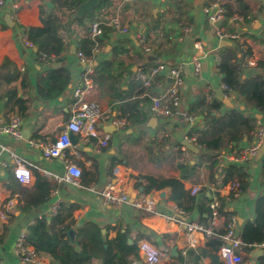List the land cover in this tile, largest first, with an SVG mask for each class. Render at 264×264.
Wrapping results in <instances>:
<instances>
[{
	"label": "crops",
	"instance_id": "0c3cea01",
	"mask_svg": "<svg viewBox=\"0 0 264 264\" xmlns=\"http://www.w3.org/2000/svg\"><path fill=\"white\" fill-rule=\"evenodd\" d=\"M85 1L87 0H83ZM225 1L99 0L93 12L80 17L74 16L77 8L73 12L70 6L59 8L52 0H9L0 9V122L7 123L12 115H19L13 110L9 118L5 116V111L14 106L15 100H26L28 105L24 114L19 115L22 117V137L14 139L0 133V264H26L16 252L17 238L22 232L29 233L37 218L46 217L50 222L55 215L51 214L52 204L57 199L60 200V208L59 220L55 226L64 228L66 238H61L56 247L51 248L41 229H37L39 244L32 245L45 257L48 264H62L55 259L57 256L69 257L62 247V242L66 239L79 252V230L90 223L102 228V233L107 234L109 239L115 238L120 231H128L129 240L131 239L129 242L137 240L135 246L142 240L151 242L167 254L161 264L210 263V257L202 255L204 248L208 253L212 251L206 245L209 236L204 233H188L184 227L130 204L110 205L102 200L99 191L108 181L114 180L112 168L116 164L125 165L131 177L143 180H146L142 177L144 175L180 178L186 193L199 186L200 190L196 195L190 193L195 198V203L193 209L184 210L183 218L186 220L210 225L211 212L208 220L204 210H210L211 196L216 195L219 200L222 197L226 211L231 213L229 221L236 219L237 232L241 236L243 224L256 217L257 200L264 197V153L261 156L258 153L240 164H232L240 166L246 175L245 185L243 188L239 187L238 191L231 189L237 181L227 184L222 182L223 169L231 165L230 155L238 154L239 148L248 145L250 140L245 139L237 146L225 149L213 168L210 167V162L200 161L199 169L193 176L185 178L184 169L179 164L183 160H190L192 164L198 161L195 152L193 154L191 151L190 157H185L180 147L188 138L189 130L205 120V106L214 97L218 98L216 91L223 89L222 78L217 70L219 53L223 51V47L238 44L243 48H250L257 60L264 59V0H241L244 5L241 10L246 18L235 14L223 19L220 27L237 31L243 41L239 38L220 39L216 33L217 26L205 14V8L212 3L219 2L223 5ZM229 1L234 8L239 9L234 0ZM43 9L52 11L64 22L69 12L72 13V18L79 20L72 25L71 30L65 29L61 33L68 46L60 60L44 55L38 45L30 47L24 41L26 27L42 25ZM234 16H241L243 20H234ZM96 19L103 20L105 26L104 35L99 40L100 50L94 60V89L91 98L115 117L126 118L127 124L123 128H117L103 120L100 137L106 132L110 134L107 146H102L97 138L86 139L74 134L65 157L46 159L40 145L53 141L71 115L75 101L73 91L82 80L83 64L77 57V48L84 46L85 41L93 40L89 30ZM115 19L127 26L128 32L113 28L110 23ZM145 45L150 51L145 50ZM72 47L75 52H72ZM91 51L93 52V48ZM195 59L201 62V71L197 75L194 73ZM158 62H163L168 67H183L185 84L181 88L182 108L197 116L195 123H189L180 115L175 118L165 117L152 109L153 96L165 85L162 75L155 78L150 88L141 87L134 77L139 69ZM59 66L68 69L71 78L65 90L55 94L58 90L51 89L46 72ZM251 69L247 67L246 73L250 74ZM223 91L224 98L230 102L228 104L223 101V110L237 105L235 99L228 97L224 89ZM241 106L243 107L242 104ZM127 108H133L140 115L138 122L131 123L123 114ZM153 119L155 120L152 121ZM259 122L264 125V118ZM108 127L113 129L110 131ZM1 145L6 146L9 151H2ZM16 157L24 159L27 167L32 169L31 176L25 182L15 174ZM131 158L133 162H130ZM68 162L78 165L82 170L77 184L54 179L40 170L45 169L53 175L63 177L67 172ZM36 171L55 183L57 188L39 210L21 211L17 204V189L12 192L10 184L18 180L32 188ZM92 176L97 178L95 183L89 182ZM144 184L138 182L135 187L144 189ZM170 190V187H166L158 191L152 190L149 194L157 198L156 208L159 212L172 215L181 208L170 199ZM233 193L235 195L232 198ZM9 201H14V206L7 218H2ZM72 228L75 230L73 240L67 234ZM225 228L226 218L221 215L214 230L219 234ZM140 236L146 238H139ZM83 239L89 241L88 237ZM260 247L259 245L255 249ZM255 249L245 250L243 258L248 259L244 264H264V256L253 259ZM217 254L223 260L219 250ZM135 258L138 255L133 256L131 261ZM73 264H101V261L98 258H87Z\"/></svg>",
	"mask_w": 264,
	"mask_h": 264
},
{
	"label": "trees",
	"instance_id": "16d2710c",
	"mask_svg": "<svg viewBox=\"0 0 264 264\" xmlns=\"http://www.w3.org/2000/svg\"><path fill=\"white\" fill-rule=\"evenodd\" d=\"M239 9L234 8V5L226 0L223 3L225 8V18L232 15H241L246 18L243 13V4L241 0H234ZM57 7H71L72 12L78 8L83 0H52ZM71 12L66 15V21H61L52 11L48 12L43 9L41 19L42 25L28 26L25 28V37L28 41L40 47L41 52L49 57H54L60 60L62 55L67 51V41L62 37L61 33L65 29L71 30L72 25L79 21L71 17ZM90 35V30H89ZM90 37V36H89ZM91 38V37H90ZM92 40V38H91ZM93 40L85 41L84 46L77 48V51H83L86 55L92 54ZM223 51L219 53V62L217 70L222 78V82L226 85L225 92L228 97L234 98L237 105L228 107L223 110V100L214 97L208 105L205 106V120L193 126L187 137L199 147V152L193 154L197 157V163L192 164L190 160L180 161V166L184 169L183 176L190 177L198 171L201 162H210V167L213 168L217 164L218 156L227 148L237 146L245 139L250 140L255 136L259 128V120L264 118V59L259 58L256 66L252 67L251 73H246L247 57L252 55L250 48H243L238 44L235 46H225ZM50 81L51 89L58 90L62 93L67 87L71 74L64 67L51 68L46 72ZM53 96V95H52ZM2 95H0V100ZM26 100L17 99L14 101V106H10L5 111L6 118H9L11 111L15 110L17 114L23 115L28 108ZM243 105V107L241 106ZM16 105V107H15ZM131 123L138 122V115L133 108H127L124 113ZM257 114H261V118H257ZM122 162V161H121ZM264 165V163H263ZM222 182L224 184L230 181H237L241 188L245 185V172L240 166L229 165L224 169ZM264 173V167H263ZM35 183L32 188L23 185L16 180L10 184V189L17 191V204L21 211L39 210L43 204L50 200L52 191L57 188L55 183H52L47 177L40 172H35ZM147 183L144 184V191L150 193L152 190H162L170 187V199L182 210H191L194 207L195 198L188 192H184V183L180 178L170 177H155L152 175L142 176ZM183 177V178H184ZM11 178V176H10ZM97 178L92 176L89 182L95 183ZM83 182L84 179H83ZM87 183V182H85ZM84 184V183H83ZM234 193L231 195L234 197ZM221 215L226 218V225L231 218V213L226 211L224 207L225 201L220 197ZM256 217L247 221L241 228V238L244 243V250L251 251L255 247L264 243V197H260L256 202ZM208 220L210 218V210L205 209ZM57 212L50 222L47 218L36 219L31 226L29 233H26L25 244L37 246L39 237L37 229H41L44 238L49 241L50 247L54 248L59 243L60 239H65L66 234L64 228H56V223L59 220ZM226 231L222 229L219 234ZM88 237L89 241H84L83 238ZM129 232H118L117 236L109 239L107 234L102 233V228L95 224H87L79 230L77 244L80 246V251L74 250L73 245L66 239L62 242V247L69 254V257L57 256L62 264H73L82 262L87 258H98L101 264H130L133 256H137L136 242H129ZM139 238H146L140 236ZM222 241L217 236L207 237L206 245L212 250L208 253L204 248L203 256L210 257L208 264H225L224 260L220 259L217 254ZM183 259V258H182ZM181 259V260H182ZM248 258H243V261L238 264H244Z\"/></svg>",
	"mask_w": 264,
	"mask_h": 264
},
{
	"label": "built area",
	"instance_id": "2783aa9c",
	"mask_svg": "<svg viewBox=\"0 0 264 264\" xmlns=\"http://www.w3.org/2000/svg\"><path fill=\"white\" fill-rule=\"evenodd\" d=\"M9 0H0V9L3 8ZM205 14L211 23H216L225 19V8L219 2L212 3L205 8ZM234 20H243L241 16H234ZM110 25L116 30L128 32V27L121 24L119 20H113ZM105 22L101 19L93 21L90 27V36L94 41L93 52L86 55L83 51L77 52L78 59L82 62V80L73 91L75 97L73 110L68 121L64 124L58 136L51 142L42 143L43 156L46 159H55L65 157L67 149L72 145L71 136L74 134L82 135L84 138H97L102 146H107L110 141V134L105 133L100 137L101 121L106 120L108 123L117 128H123L127 124L124 117H115L110 111H106L103 107L91 98L94 82L92 74L94 72V60L100 50L99 40L104 35ZM217 36L220 39H241L237 31H229L223 27L216 28ZM242 40V39H241ZM26 45L33 47L35 44L24 39ZM243 41V40H242ZM200 46V43H197ZM146 51H150L148 46H144ZM257 58L253 55L247 57L246 65L248 68L256 66ZM194 73L197 75L201 71V62L198 59L194 61ZM165 82L163 89L152 98V109L161 115L169 118H175L180 115L186 121L193 124L197 121V116L182 108L181 88L185 84L184 70L182 66H167L163 62H158L148 68L139 69L135 73V80L141 87L150 88L156 77L161 76ZM223 89H227L223 84ZM0 133L11 136L14 139L22 137V117L12 115L9 122H0ZM187 140L191 141L187 138ZM264 142V125L259 122V128L250 143L239 148L238 154L230 155V164L242 163L249 158L257 156ZM193 143V142H192ZM1 150L9 149L1 145ZM181 153L185 157H190L191 150L186 146L180 147ZM14 156V155H13ZM15 174L23 182L31 176V168L27 167L26 161L20 157H16ZM33 168H35L33 166ZM40 169V168H39ZM67 172L63 177L53 175L45 169H40L42 173L52 176L54 179L66 180L77 184L82 174L81 168L71 162L66 165ZM114 180L106 183L104 188L99 191L102 200L110 205L130 204L135 208L142 209L149 214L161 216L168 222H174L184 227L188 233L195 231L202 232L206 236H217L221 239L222 244L219 253L225 264H238L242 262L245 250L241 236L237 232L236 219H231L226 225V231L223 234L215 232L214 227L221 218V203L218 196L213 195L210 198L209 207L211 212L210 225H205L197 221L186 220L183 218L184 210L177 209L175 214H163L156 208L157 198L146 193L143 188H136V183H146L138 177H131L127 167L123 164H116L112 168ZM240 185L238 182L231 186V189L238 191ZM200 190L199 186L191 189V194L196 195ZM14 206V201H9L4 208L2 218H7L9 212ZM60 208V200H55L52 204L51 214H56ZM26 232H22L16 241V252L20 256L23 263L26 264H48L45 257H42L36 248L32 245L25 244ZM264 248V243L260 245ZM138 258L131 261L130 264H161L166 259L167 254L147 240L138 242L136 246Z\"/></svg>",
	"mask_w": 264,
	"mask_h": 264
},
{
	"label": "water",
	"instance_id": "95a60500",
	"mask_svg": "<svg viewBox=\"0 0 264 264\" xmlns=\"http://www.w3.org/2000/svg\"><path fill=\"white\" fill-rule=\"evenodd\" d=\"M99 4V0H87L81 4H79L78 8H77V11H76V14L74 16H83L85 13L87 12H93V9L95 8L96 5ZM223 20H220L218 22L215 23V26L219 27L221 25ZM7 22L11 23L9 21V19H7ZM225 42V41H224ZM72 52H75V49L74 47H72ZM223 89L220 88L216 91L217 93V96L218 98L222 99L225 103H230L229 100L227 98H224L223 96ZM261 114H257V118H261ZM155 119H153L152 121H154ZM108 130H112L113 128L112 127H108L107 128ZM71 138H73V135L71 136ZM183 144L186 145L191 151L195 152V153H198L199 152V148L193 144L192 142H190L189 140L185 139L183 141ZM264 153V142H263V145L260 149V152H259V156H261L262 154ZM67 234L69 235L70 239L73 240L74 238V234H75V230L72 228V229H69L67 231ZM131 242V239L129 240ZM175 251V249H173ZM260 256H264V248L260 247V248H257L254 250V252L252 253V257L254 260H256L258 257Z\"/></svg>",
	"mask_w": 264,
	"mask_h": 264
},
{
	"label": "rangeland",
	"instance_id": "374dc122",
	"mask_svg": "<svg viewBox=\"0 0 264 264\" xmlns=\"http://www.w3.org/2000/svg\"><path fill=\"white\" fill-rule=\"evenodd\" d=\"M133 161H134L133 158H131V159H130V162H133Z\"/></svg>",
	"mask_w": 264,
	"mask_h": 264
},
{
	"label": "bare ground",
	"instance_id": "6f19581e",
	"mask_svg": "<svg viewBox=\"0 0 264 264\" xmlns=\"http://www.w3.org/2000/svg\"><path fill=\"white\" fill-rule=\"evenodd\" d=\"M240 40V39H239Z\"/></svg>",
	"mask_w": 264,
	"mask_h": 264
}]
</instances>
